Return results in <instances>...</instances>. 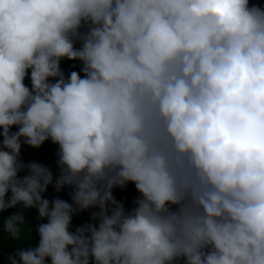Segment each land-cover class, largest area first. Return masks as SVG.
<instances>
[{
  "label": "clouds",
  "instance_id": "clouds-1",
  "mask_svg": "<svg viewBox=\"0 0 264 264\" xmlns=\"http://www.w3.org/2000/svg\"><path fill=\"white\" fill-rule=\"evenodd\" d=\"M45 141L55 178L20 160ZM17 206L37 240L8 264H264V4L0 0V212Z\"/></svg>",
  "mask_w": 264,
  "mask_h": 264
},
{
  "label": "trees",
  "instance_id": "trees-1",
  "mask_svg": "<svg viewBox=\"0 0 264 264\" xmlns=\"http://www.w3.org/2000/svg\"><path fill=\"white\" fill-rule=\"evenodd\" d=\"M250 4H257L258 6L264 4V0H249ZM78 46V45H77ZM61 70L64 72L65 76H67L70 71H77L79 73L80 64L77 61H68L63 60L60 64ZM24 83L26 86L30 87V82L26 76ZM11 131H15V128L11 129ZM56 152L57 147L53 145L50 141H45L39 148L33 149L26 145H21L20 149V160L22 162H30L34 161L37 163H41L47 166L53 173V177L58 174V169L56 166ZM25 173H18V176H23ZM71 189L62 188L59 193H56L51 185L48 186L46 192L42 194L43 198H48L51 200L54 197H59L65 201H70V193ZM113 197L121 204H123L125 210H128L134 206V200L138 196V193L135 191L134 185L128 184L125 188H114L112 190ZM95 211V209H89L83 211L77 215H74L71 221V229L82 225L84 223L92 222L90 219L91 213ZM19 215L23 217V236L21 240H11L5 239L3 233L0 232V264H8V257L10 254L15 252L20 247H27L29 242L31 244H35L37 238L34 234L30 233V230L35 227L37 224L36 219V211L35 209H21L20 206L15 208H11L5 211L0 212V227H2L3 222L13 216Z\"/></svg>",
  "mask_w": 264,
  "mask_h": 264
}]
</instances>
